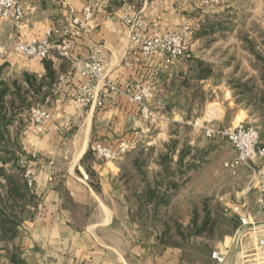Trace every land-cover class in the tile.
Listing matches in <instances>:
<instances>
[{"label":"crops","instance_id":"0c3cea01","mask_svg":"<svg viewBox=\"0 0 264 264\" xmlns=\"http://www.w3.org/2000/svg\"><path fill=\"white\" fill-rule=\"evenodd\" d=\"M20 1L25 7L23 26L17 30L0 19V47L42 38L49 28L61 27L72 16L82 15L83 7L91 4L95 17L90 22V32L75 38L73 56L85 57L92 47L99 46L106 84L123 88L137 82L150 84L153 115L144 119L140 107L118 91H109L102 104L96 100L86 108L79 107L75 94L82 79L71 61L58 53L39 59L7 49L0 55L2 78L17 80L28 87L27 74L37 85L43 84L33 99L35 105L40 104L51 113L43 124L27 123L22 127L20 143L25 150L22 161L32 171L38 204L19 225L17 235L0 242V264H230L237 230L225 234L199 261H189L182 248L142 236L140 225L124 200L127 191L121 185V164L98 158L90 146L101 142L114 148L123 140L152 138L159 125L166 126L167 138L177 137L179 130L170 126L181 128L186 123L184 119L194 117L199 88L210 93L211 98L205 99L206 107L213 101L220 103L222 114L218 125L222 128L235 127L240 122L257 124L259 119L260 125H264V108L257 109L234 87L237 81L251 80L262 87L258 62L246 66L250 73H242V65L234 67L230 63L216 69L213 62H206L210 74L197 78L193 58L198 59V55L192 46L198 41L196 33L201 22L210 12V6L204 5L203 0ZM139 11L144 15L145 32L149 35L189 24V53L165 66L160 54L144 57L132 47L122 17ZM46 62L51 63L55 72L53 79L48 76ZM184 96L188 107L181 101ZM249 192H244L243 202L254 207L258 191ZM261 230L264 232V225ZM257 245L255 235L240 237L233 264H264V249L257 250ZM215 251L228 252L223 263L212 256Z\"/></svg>","mask_w":264,"mask_h":264},{"label":"rangeland","instance_id":"374dc122","mask_svg":"<svg viewBox=\"0 0 264 264\" xmlns=\"http://www.w3.org/2000/svg\"><path fill=\"white\" fill-rule=\"evenodd\" d=\"M203 1L204 5L210 6V12H207L208 16H205L201 22L196 33L200 36L192 46L198 59L213 62L216 69L220 66H228L230 63H233L234 67L242 65V73H250V68L246 66L257 61L251 47L264 53V0H225L220 4ZM211 25L215 26L212 28ZM189 49L188 47V53ZM205 89L199 88L196 94L197 104L194 106L197 107L193 113L194 117L184 119L186 123L181 128L179 125L170 126L179 130L177 137L181 140V145L187 143L193 147L191 160L197 167L188 170L182 178H179L177 189L166 193L171 196L170 203L163 206L157 215L152 205L137 197V194L143 190V177L136 169L135 161L139 159L143 163L147 159V162L143 163V169L147 177L155 176L159 169L157 156L165 150L164 144L171 140L164 131L166 126L159 125L157 132L151 134L152 138L140 137L134 149L116 159L121 164V185L127 191L124 200L129 205L133 219L140 225V234L158 239L166 224H170L172 230L166 237L168 245L172 247L180 245L189 261L203 260L204 255L213 250L216 242L227 234L225 231L230 229L227 217H230L231 213L234 214L228 204L242 203L243 194L249 184L247 172L239 170L233 173L224 166V163L236 153L227 136L219 133L208 135L202 127L191 123V120L202 119L206 110L212 107V103L206 107L205 99H210L211 96ZM181 101L184 107H188L186 96L182 97ZM29 112L30 110L22 115L26 124L30 123ZM220 117L211 122L210 126L223 129L218 125ZM259 121L261 122L262 119ZM258 122L253 124L259 126L258 129L262 132L264 125ZM156 124H159V120ZM160 133L161 135H158ZM260 144L264 145V141L262 140ZM142 151L144 154L141 153ZM253 191L254 189L249 193ZM205 207L212 212V217L218 220V225L211 235L196 236L188 225L193 213L198 211L202 214ZM226 208L228 211L225 210ZM225 212L229 213L228 216L223 214ZM178 224L183 225V236L177 232Z\"/></svg>","mask_w":264,"mask_h":264},{"label":"built area","instance_id":"2783aa9c","mask_svg":"<svg viewBox=\"0 0 264 264\" xmlns=\"http://www.w3.org/2000/svg\"><path fill=\"white\" fill-rule=\"evenodd\" d=\"M225 0H205L207 3L220 4ZM25 17V7L20 0H0V19L11 27L19 30L22 28ZM95 17V7L86 4L83 7L82 15H74L61 27L49 28L42 38H33L26 42H10L0 47V55L7 49L27 58L48 59L54 53L71 61L75 73L82 79L75 94V103L81 108H86L94 101L102 104L109 91H118L128 96L129 100L136 103L142 112L144 119L149 120L153 111L151 108L152 87L150 84L137 82L127 87L105 82V63L100 53L99 46L92 47L90 53L81 58L73 56V43L75 38L88 35L90 22ZM123 23L128 27L129 40L132 47L138 49L144 57H152L160 54L165 66L180 61L188 50V37L191 32L189 24H183L177 29L149 35L145 32V20L142 11L134 14H125L122 17ZM103 85L96 92L95 88ZM212 107L206 110L202 119L198 118L191 123L194 126L202 127L206 134L216 133L227 136L235 149V155L224 163L227 170L236 173L237 171L247 172L249 184L245 192L252 189L258 191L256 204L249 207L244 202L234 204L233 212L239 218L237 231L241 237L252 234L257 237V250L264 249V232L261 226L264 225V146L260 144V131L252 123L240 122L235 127L217 128L210 126V123L217 120L222 114V107L218 102H211ZM51 117L48 109L36 104L29 112V121L34 124H43ZM139 142L135 140L120 141L116 147L104 145L101 142L91 144V151L100 159L112 161L122 157L126 152L134 149ZM25 178L32 190H35V180L32 171L26 167ZM236 231V232H237ZM228 253V252H227ZM227 253L213 252L212 256L223 263Z\"/></svg>","mask_w":264,"mask_h":264},{"label":"trees","instance_id":"16d2710c","mask_svg":"<svg viewBox=\"0 0 264 264\" xmlns=\"http://www.w3.org/2000/svg\"><path fill=\"white\" fill-rule=\"evenodd\" d=\"M251 50L260 65L262 87L257 86L252 80L245 83L237 81L234 87L246 95L250 104L260 110L264 108V53L252 47ZM193 60L196 63L197 78H206L211 72L210 65L201 59L193 58ZM50 65V62H46L48 76L53 79L55 72ZM2 72L3 65H0V241H7L17 235L19 225L31 216L32 208L38 204V196L29 187L25 178L27 166L22 161L25 150L20 143V134L26 124L22 115L35 105L33 96L40 93L43 84L37 85L35 80H31L26 74L29 86L24 87L17 80L3 79ZM262 112L264 114V110ZM164 149L157 156L159 169L153 178L147 177L143 169V163H146L147 159L143 163L139 159L135 161L136 169L143 177V190L137 194V197L152 205L156 215L163 206L170 203L171 196L166 193L177 189L179 178H182L188 170L197 167L191 160L193 147L187 143L181 145L178 137L165 143ZM141 153L144 154V151ZM88 172L90 175L93 174L90 170ZM202 214L198 211L193 213L188 225L189 229H193L192 233L196 236L211 235L217 228L218 220L212 217V212L206 207ZM228 214L226 212L227 216ZM229 215L230 217L227 218L230 229L225 232L234 233L239 227V218L235 214ZM166 225L161 234L159 233L158 239L169 246L166 237L172 229L170 224ZM177 232L181 236L184 235L183 225H177ZM179 246L175 245V247Z\"/></svg>","mask_w":264,"mask_h":264},{"label":"water","instance_id":"95a60500","mask_svg":"<svg viewBox=\"0 0 264 264\" xmlns=\"http://www.w3.org/2000/svg\"><path fill=\"white\" fill-rule=\"evenodd\" d=\"M240 237H241V232L237 231L235 234V237H234V242H233L231 250H230V259H231L230 264H233V262H234L235 252H236Z\"/></svg>","mask_w":264,"mask_h":264}]
</instances>
